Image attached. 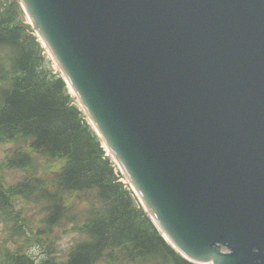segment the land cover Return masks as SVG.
I'll return each mask as SVG.
<instances>
[{
	"label": "water",
	"instance_id": "water-1",
	"mask_svg": "<svg viewBox=\"0 0 264 264\" xmlns=\"http://www.w3.org/2000/svg\"><path fill=\"white\" fill-rule=\"evenodd\" d=\"M21 4L170 246L264 264V0Z\"/></svg>",
	"mask_w": 264,
	"mask_h": 264
},
{
	"label": "trees",
	"instance_id": "trees-1",
	"mask_svg": "<svg viewBox=\"0 0 264 264\" xmlns=\"http://www.w3.org/2000/svg\"><path fill=\"white\" fill-rule=\"evenodd\" d=\"M36 36L18 2L0 4V142L17 140L21 145L0 160V219L7 223L16 220L12 216L14 197L35 199L45 212L44 225L36 229L35 236L44 239L46 228L72 214L74 205L64 194L84 196L91 216L84 223L86 237L73 245L62 261L49 259V264H117L146 259L152 264H197L170 247L131 191L118 180L104 144L62 76L50 66ZM32 151L63 160L49 182L31 174ZM10 167L28 175L7 184L1 169ZM17 227V223L11 224V230ZM5 258L7 264H35L27 251L6 249Z\"/></svg>",
	"mask_w": 264,
	"mask_h": 264
},
{
	"label": "rangeland",
	"instance_id": "rangeland-1",
	"mask_svg": "<svg viewBox=\"0 0 264 264\" xmlns=\"http://www.w3.org/2000/svg\"><path fill=\"white\" fill-rule=\"evenodd\" d=\"M5 1L12 3L18 2L19 5L21 4V0H0V4ZM22 11L24 18L26 19L27 14L24 10ZM36 40H41L38 35L36 36ZM42 53L50 61V66L54 69V72L57 74L59 73V75L63 74L50 53L46 49L45 52ZM61 76L67 84V80L63 75ZM70 92L73 94L71 89ZM16 147H21L19 142L17 143V140H4L3 142H0V160H5V158L9 156L11 151L16 149ZM30 154L33 161L31 174L41 176L47 182H49V180L53 177L54 173L58 172V169L63 163V160L54 158V160L49 159L47 156L38 151H32ZM1 173L3 180L7 184H14L28 175L26 174V171L14 167L2 168ZM64 199H68L73 203L74 207L72 214L62 218L57 224L52 225L50 228H46L43 233L46 237L41 239L35 236V232L36 229L44 225L42 220L45 212L42 209V204L37 202L35 199L29 200L20 196L13 198L15 209L12 216L16 220H11L10 223H7L4 222L3 219H0V264H7L5 261L6 249L10 251L16 250L19 252L27 251L35 264H49V259L60 262L64 259L68 250L73 245L86 237L87 233L85 232L86 228L84 223L85 221L91 219V216L88 214L89 202L84 199V196L75 198L72 194L70 195L67 193L64 194ZM12 223L18 224V227L15 230H11ZM19 229L20 231L18 232ZM48 245H50V247H48ZM49 248H51L52 252L49 251ZM146 260L140 262L120 260L117 264H152V260ZM103 261L105 260H100V263Z\"/></svg>",
	"mask_w": 264,
	"mask_h": 264
},
{
	"label": "bare ground",
	"instance_id": "bare-ground-1",
	"mask_svg": "<svg viewBox=\"0 0 264 264\" xmlns=\"http://www.w3.org/2000/svg\"><path fill=\"white\" fill-rule=\"evenodd\" d=\"M28 19H29V16H28ZM28 22H31V20L29 19V21ZM42 45H43V47H44V50H45V42L43 41L42 42ZM51 54V53H50ZM27 55V54H26ZM50 57V56H49ZM53 60V59H52ZM55 64V63H54ZM57 64V63H56ZM34 65V64H33ZM58 66V65H57ZM54 67V66H53ZM60 71V70H59ZM61 73V72H60ZM63 73V72H62ZM59 74V73H58ZM61 75H63V74H61ZM64 76V75H63ZM65 78V77H64ZM69 85V87H70V89H71V91H72V88H71V86H70V84H68ZM73 92V91H72ZM77 103H79L78 101H77ZM91 122V121H90ZM98 136V135H97ZM98 138H99V136H98ZM103 144H104V146H105V148H107L106 149V151L108 150V147L105 145V143L103 142ZM109 159L111 158L112 160H114V158H113V156H109L108 157ZM115 161V160H114ZM121 181H125V179H121ZM190 261V260H189ZM192 262V261H191Z\"/></svg>",
	"mask_w": 264,
	"mask_h": 264
}]
</instances>
